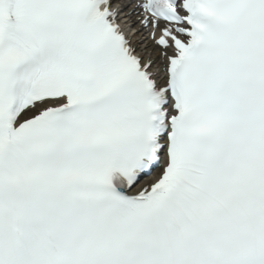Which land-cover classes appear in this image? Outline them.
<instances>
[{
	"label": "snow or ice",
	"instance_id": "obj_1",
	"mask_svg": "<svg viewBox=\"0 0 264 264\" xmlns=\"http://www.w3.org/2000/svg\"><path fill=\"white\" fill-rule=\"evenodd\" d=\"M0 264H264V0H0Z\"/></svg>",
	"mask_w": 264,
	"mask_h": 264
},
{
	"label": "bare ground",
	"instance_id": "obj_2",
	"mask_svg": "<svg viewBox=\"0 0 264 264\" xmlns=\"http://www.w3.org/2000/svg\"><path fill=\"white\" fill-rule=\"evenodd\" d=\"M141 37H142L141 44H139L138 39L135 36H133V38H132V41L138 47V50L145 55H148V51H149V53H150V51H152V53L154 54V47H153L152 42L147 40V38H145L144 36H141ZM145 50H147V51H145ZM154 176H155V174H153V177L147 178L142 183L149 182L151 179L154 178Z\"/></svg>",
	"mask_w": 264,
	"mask_h": 264
}]
</instances>
